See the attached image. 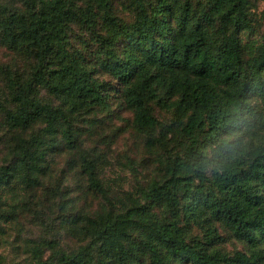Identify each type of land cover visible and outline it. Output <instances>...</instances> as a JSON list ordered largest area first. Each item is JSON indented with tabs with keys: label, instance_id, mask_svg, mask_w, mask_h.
<instances>
[{
	"label": "trees",
	"instance_id": "trees-1",
	"mask_svg": "<svg viewBox=\"0 0 264 264\" xmlns=\"http://www.w3.org/2000/svg\"><path fill=\"white\" fill-rule=\"evenodd\" d=\"M19 1L21 8L0 6V43L33 64L6 81L12 158L0 166V189L30 185L46 146L76 149L74 117L114 101L148 135L159 126L149 103L171 112L150 145L181 148L166 180L142 194L149 207L134 200L123 213L85 217L72 231L86 245L56 260L33 246L35 264H264V45L245 60L240 39L252 26L250 0H128L131 23L114 14L112 0ZM76 28L96 46L93 59L71 51ZM41 91L57 106L40 100ZM36 124L43 127L26 137ZM81 168L103 194L94 161L83 157ZM153 207L170 218L157 220ZM5 215L0 209V231ZM220 229L248 252H225Z\"/></svg>",
	"mask_w": 264,
	"mask_h": 264
},
{
	"label": "rangeland",
	"instance_id": "rangeland-1",
	"mask_svg": "<svg viewBox=\"0 0 264 264\" xmlns=\"http://www.w3.org/2000/svg\"><path fill=\"white\" fill-rule=\"evenodd\" d=\"M250 2L252 26L240 34L242 45L248 49L245 60L264 45V0ZM111 4L118 18L126 23L133 22L136 10L130 1L112 0ZM0 6L21 8L22 2L0 0ZM82 40L88 43L87 48ZM95 47L85 31L74 29L71 51H81L86 59H93ZM32 64L33 60L27 54L10 50L0 43V166L12 158L11 130L1 109V106L12 107L6 81L10 75H25ZM95 77L110 86L116 84L102 73ZM39 97L53 106L58 104L45 91H41ZM149 109L159 123L153 135L138 131L132 113L117 101L108 110L83 111L72 120L73 129L77 131L76 149L67 150L58 141L52 147L46 146L39 161V170L30 175V185L17 184L0 189V209L6 214L1 221L0 264H35L31 249L36 245L41 248L43 260H56L54 253H75L88 240L76 235L72 227L82 226L85 217L94 218L106 212L123 213L132 207L134 200H140L141 204L149 207L142 194L152 182L166 180L167 166L176 153L181 154V148L164 151L157 145H150V140L157 138L162 127L170 123L172 114L154 103H149ZM42 127L36 124L26 131L25 136L30 137ZM83 157L94 161L105 191L103 194L89 185L81 168ZM205 180L204 185L210 189L212 179L209 171ZM151 212L159 221L170 218L161 208L153 207ZM219 232L223 239L221 248L225 252L230 255L248 252L246 243L222 229ZM133 238H140L138 231L133 233ZM143 264H149L148 260H143Z\"/></svg>",
	"mask_w": 264,
	"mask_h": 264
}]
</instances>
